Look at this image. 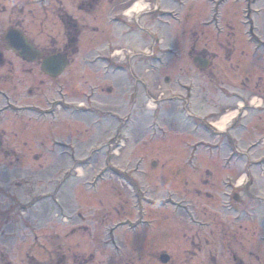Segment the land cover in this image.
I'll return each mask as SVG.
<instances>
[{
	"label": "rangeland",
	"instance_id": "374dc122",
	"mask_svg": "<svg viewBox=\"0 0 264 264\" xmlns=\"http://www.w3.org/2000/svg\"><path fill=\"white\" fill-rule=\"evenodd\" d=\"M23 1H26L23 16L26 34L35 45L44 43L48 35L56 36L61 42L66 40L61 30L52 31L50 26L41 28L42 1L56 7L57 11L76 16L86 26L78 51L71 52L74 63L59 79L60 84L69 87L68 76H75L76 91L66 90L64 96L75 103L70 106L69 113L59 111L53 118L45 113L41 103L51 95L45 88L35 97L28 96L26 89L43 80L38 70L15 78L13 103L5 102L0 96V137L18 150L17 158L0 156V211H7L0 215V250H5V241L25 236L24 251L37 257H44V253L60 246L61 251L74 252L81 261L84 257L90 264H158L152 255L158 251H166L176 264H233L224 240L217 239L214 249L199 245L198 255L191 229L187 230V238L174 230L169 238L164 235L167 220L176 227L184 219H194L191 206L207 205L208 202H202L195 193L196 189H201L212 195L208 207L220 219L235 221L237 208L244 211L246 217L242 221L249 233L241 257L244 264H264V224L261 225L264 145L250 148L251 141L264 134V123L259 125L264 114L255 109L261 105L259 96L264 92V79H259L264 75L260 70L264 69L261 58L264 0L248 1L252 12L249 21L256 23L252 36L245 15L248 9L245 0H154L182 17L163 30L165 47L177 56L168 54L170 58L155 66L154 78L153 74L144 76L155 82L141 78L143 81L135 88L138 95L135 100L127 99L131 92L129 87L128 90L127 87L123 89V85L120 87L130 74L124 70L118 73L109 70L121 69L113 64L127 56L128 51L138 52V47L151 46L147 34L152 37L157 30H142L144 34L139 30L126 35L124 29L123 36L127 38L121 37L120 15L137 1L147 8L152 7V2L103 0L102 5L87 16L79 12L76 0ZM257 6L259 11L255 14L253 9ZM6 7L9 8L7 1ZM139 17V27L145 24L150 28L148 22L157 21L161 14L150 12ZM8 22L9 10L7 14L0 13V29L3 28L5 34ZM143 37L147 39L142 41ZM221 43L223 49L228 48L227 52L236 50V44L240 50L250 53V62L238 58L241 69L235 73L226 62L220 63L224 60L219 49ZM191 44L198 52L207 51L211 59L220 54V60H212V67L205 71L198 69L185 52ZM163 54L159 52L158 57ZM105 59L112 62L107 67L109 72L105 70ZM147 65L151 67L152 64ZM141 68L144 71L145 66ZM107 85L113 88L111 96L103 89ZM90 92L95 97L91 95L87 104ZM118 93L126 94V101L117 97L122 96ZM247 95L258 98L253 108L247 109V120L244 118L254 127L249 128L253 140L246 138L245 128H229L245 105L243 99H237ZM178 96L190 102L189 110L195 117L187 118L185 112L173 111L175 108L170 102ZM235 99L237 106L225 112L231 105L228 101ZM127 100L134 106L130 104L129 110ZM81 103L88 106L86 113L78 109ZM114 103L122 110L120 117L124 119L129 115L130 125L133 122L135 125L128 124L124 132L125 138H131L127 147L119 157L108 160L114 152L112 143L123 136L120 131L124 128L117 129L119 124L115 125V120L107 115L110 110L114 111L109 106ZM153 113L157 124L154 131L150 123ZM212 115L215 116L210 118ZM200 116L210 118L208 122L212 125L231 117L225 129L228 133L217 139L212 137L215 135L212 129L208 136L199 132ZM192 124H197L196 129ZM227 138L233 140L237 153L232 154L235 157L227 161L229 164H224L223 158L231 155ZM97 149L101 153H96ZM245 171L247 183L238 192L241 201L237 204L230 194L233 184L240 183ZM97 176L99 180H95ZM171 192L176 194L173 201L183 197L187 200L188 216L175 212L176 207L169 204ZM136 199L143 205L144 216L140 219ZM256 232L260 236L251 241L252 233ZM211 251L217 259L215 262L209 255Z\"/></svg>",
	"mask_w": 264,
	"mask_h": 264
},
{
	"label": "flooded vegetation",
	"instance_id": "af4514ba",
	"mask_svg": "<svg viewBox=\"0 0 264 264\" xmlns=\"http://www.w3.org/2000/svg\"><path fill=\"white\" fill-rule=\"evenodd\" d=\"M1 1H4L5 4L3 5ZM6 1L9 3V8L6 7ZM102 2L103 0H76L75 4L78 7V10L80 13H83L89 16L90 13H92L93 11H96L102 5ZM25 3L26 1H23V0H19V1L0 0V13L7 14L9 10V22H8L7 32L9 30H16L20 32L21 34H23L26 37V39L29 41V43L33 45L34 48L41 53V56L37 60L27 61L24 58H22V56L19 53L14 52L13 50L9 49V46L6 42L7 32L5 34L4 30L2 31L3 28H1L0 36L2 38V41L4 37V44L3 43L0 44V96L3 98L5 102L9 104L13 103L12 102V100L14 99L13 93L16 90V85L14 84L15 78H18L19 76L26 77L30 74H33L35 70H38L43 80H40V83H38V85H32L28 89H26V93L28 94V96L35 97V94L37 92H40L42 88H45L47 92H49V94L51 91V95L46 96L41 103L43 105V108H45L44 109L45 113L47 115H50L52 118L59 111H62L64 113H69L70 106L72 105L73 102L71 103L67 101L68 99L65 98L64 96H65L66 90L68 91L70 89L71 91L73 90L76 91L75 86H74L75 76L74 75L68 76L66 83L69 84V87L65 86V84L63 83L60 84L59 79H61L64 76V74L71 68L72 64L74 63L72 56H71V52L73 51V53H76L78 51V45L80 44L79 40H80V37L85 33L84 28L86 25L81 23L80 19L76 18V16L74 17L63 10L57 11L56 7L50 6L49 3L44 4V2L42 1L41 2L42 12L40 13L41 28L43 29L45 26H47L46 28H48L50 26L52 31L61 30L66 40L61 42L56 39V36L48 35V39L44 43L35 45V43H33L28 38L26 34L27 31L25 30L26 22H25V18L23 17L25 14V7H26ZM37 5L39 6L38 3ZM154 13L155 12H152L151 14H154ZM120 16L122 18L121 20L123 23L122 25L121 24L120 25L126 28L127 30L126 35L134 34L133 32H136L138 30L146 31L149 28L145 24L142 26V28L139 27V22L141 21L142 16L139 17L138 19L133 18V20L131 21H127L123 19V14H121ZM148 23L153 24V21L152 22L150 21ZM191 32L190 34H192ZM2 41L0 40V42ZM223 46L224 45L222 43L219 44V49L224 54L223 56L224 60L220 61V63L226 62L228 65H230L231 70L234 71L235 73L239 69H241V66L238 64L240 63V61L237 60L238 58L240 60L243 59L245 61L248 60L250 62V59H251L250 53L240 50L239 48L236 47V44H235L236 50L234 48L232 50L229 49L230 50L229 52H227L228 48L223 49ZM237 49L239 51H237ZM260 51H263V50H260ZM185 52L187 56L191 58V61L195 64V66L198 67V69H201V67H199V64L200 65L204 64L203 60L210 59L211 61L210 67H212V63H213L212 60L219 61L221 58L220 54H216L211 59L207 51L198 52L196 48L193 46V44L189 45V47L185 50ZM263 52H261L262 53L261 58L264 64V53ZM59 55H66L69 60V65L60 76L51 77L47 74V72L52 71V69L48 68L45 65V63L50 58H53ZM136 59L137 60H125V62L124 61L118 62L117 64L113 62L114 63L113 65H115V67H120L121 70H124L128 74H130L126 78V81H124L123 84H120V87L123 85V89L125 87H127V90L129 88L131 89V92L128 93L127 95V99L129 98V100H135V98H137L138 95H137V90H135V88H137L138 83L142 82L143 79L147 78V77H144L146 75L145 72L147 73V75L149 73L153 74V78H154L155 67L147 66L145 67L144 71L141 70L142 69L141 66H145L142 64H144L145 62L149 63L148 61L149 58L145 59L143 57L141 58V60H139L138 58ZM194 61H196V63ZM104 63L106 64L104 65L106 67L105 69L106 72L112 71V72L118 73L120 71L119 69L117 70L114 69L116 71H114L113 69L108 71L107 67L110 66V63H112L109 59H105ZM29 65H32V66H29ZM201 70L205 71L204 69H201ZM260 70L261 72L264 73V69L263 70L260 69ZM259 79L263 80L264 75L260 76ZM168 80L169 78L166 79V81ZM246 81L248 80L246 79ZM112 84L116 85V83H112ZM103 89L105 90L107 95L111 96L114 93L113 88L111 86L107 85ZM54 93L59 97L57 98ZM91 95L92 94L90 92L89 95L87 96V104H89V98L91 97ZM119 95H122V96H117V97H122V99L125 100L126 94L121 93ZM60 96H61V99H60ZM92 97H95V94L94 96L92 95ZM163 97L165 96L163 95ZM259 97H260L261 105L259 107H255V109L256 111H260L259 113L264 114V92ZM160 101H163V100H160ZM170 103L171 105H174L173 108H175V110L171 109L170 107V109L173 111L181 110L182 112H185L186 115L187 113H190L191 117L195 115L191 109L189 110L190 102L187 99H183L182 96L174 97ZM116 105L117 103L109 104V106L112 107L114 111L110 110L107 113L108 116H111V118L115 120L116 122L115 125H117L119 116L123 115L122 110H120L121 108H118L119 106L118 105L116 106ZM77 107L78 109L82 110L81 108L88 107V106H86V103H84V105H78ZM246 107L247 109L248 108L250 109L252 106L247 104ZM84 111H86V109ZM249 113L251 115V112ZM262 122L264 123V115L259 120V125ZM57 123H58V120H57ZM194 125H197V124H194ZM68 126L71 127V123ZM252 126L253 125H251L250 127ZM260 142L262 143V145H264V134ZM100 149H98L96 153H101ZM17 151L18 150L16 146L9 144L3 137H0V156L1 157L4 156L6 158H17L18 157ZM205 184H208V182H205ZM234 185L235 184H233L232 192L230 196H233V201L239 204L241 199H240V195L238 192L242 188H238V186H234ZM195 193L200 197L202 202H208L207 205H203V206L200 205V208H199V203H198L194 207L193 206H191V208L189 207L190 213L194 214V219L192 218L190 221L184 219L182 222L177 224L176 227L172 225L169 220H167L166 222L167 225L164 228L165 237L169 238L168 236L171 235L172 231L174 230L176 233L183 234L184 238H187L186 236L187 230L191 229V232L193 233L195 242L197 244L198 255H199V245L202 246V244H205L207 247L209 246L211 247V249H214L215 242L217 239L224 240L226 242V251L228 254V258L232 260L233 264H244L241 254L242 253L244 254L243 250L247 246L246 238H247V234L249 233L248 229L243 224L244 221H242V219L246 217L244 211L240 210L239 207L237 206L238 208H237L236 213L238 216L237 217L235 216V221H231V222L225 221L215 216L213 212H210L208 204L209 202L212 201V195L208 191L196 189ZM168 195H169V204H173L177 209L175 212H179L185 216H188L189 212L187 209L188 207L187 200L183 197L182 199L178 198L179 201L178 200L173 201V198L176 197L175 196L176 194L171 192ZM150 202H151V199H150ZM232 211L233 213H235L234 210ZM0 212H2L0 213V215H4L7 211L3 210ZM263 224H264V217H263V221L261 225ZM154 229H155V225H154ZM155 235L156 233L154 232L152 236L154 237ZM258 236H260V233L259 235H257V232L254 235L252 233L251 241L253 240V238H256ZM4 244H5V250L3 251L0 250V264H90V262L84 257H83V260L81 261V258L74 252L61 251L60 246H56L55 251L44 253L45 255L44 257H37L36 254L34 255L31 252L24 251L25 249L24 245L26 244L25 236H20L18 240L15 239L14 241L7 240L5 241ZM152 255H154V262H157L158 264H164L162 261L164 256H168L169 258V261L166 264H176L174 258L171 257L169 254H167L166 251H158L156 253L154 252ZM209 255L210 257L214 259V262L217 260L216 257L214 256L213 251H211ZM249 257L252 259L253 258L252 254H250Z\"/></svg>",
	"mask_w": 264,
	"mask_h": 264
},
{
	"label": "water",
	"instance_id": "95a60500",
	"mask_svg": "<svg viewBox=\"0 0 264 264\" xmlns=\"http://www.w3.org/2000/svg\"><path fill=\"white\" fill-rule=\"evenodd\" d=\"M6 42L9 46V49L19 53L22 56V58H24L27 61L37 60L41 56V53L38 50H36L33 45L29 43L26 37L16 30L8 31L6 36ZM45 65L48 68L52 69V71H48L47 74L52 77H57L61 73H63V71L69 65V60L66 55H59L50 58L45 63ZM207 65L208 63L206 62V65H203V67L205 68L207 67ZM162 261L164 264H166L168 263L169 258L167 256H164Z\"/></svg>",
	"mask_w": 264,
	"mask_h": 264
},
{
	"label": "bare ground",
	"instance_id": "6f19581e",
	"mask_svg": "<svg viewBox=\"0 0 264 264\" xmlns=\"http://www.w3.org/2000/svg\"><path fill=\"white\" fill-rule=\"evenodd\" d=\"M144 10V6L140 3H136L128 12H127V16L130 17L133 13H140V11ZM231 117L230 118H226L225 120H223L220 123L215 122L214 126L215 128H217L218 131L223 132L226 129L227 124L229 123ZM243 183V184H242ZM247 183V177H245L244 179H240V183L242 185H245Z\"/></svg>",
	"mask_w": 264,
	"mask_h": 264
}]
</instances>
